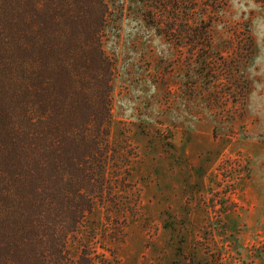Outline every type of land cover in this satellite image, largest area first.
Instances as JSON below:
<instances>
[{"label": "trees", "instance_id": "1", "mask_svg": "<svg viewBox=\"0 0 264 264\" xmlns=\"http://www.w3.org/2000/svg\"><path fill=\"white\" fill-rule=\"evenodd\" d=\"M138 3L160 35L215 54L224 0ZM112 14L107 0H0V264H112L141 213L137 149L112 137ZM239 34L246 64L254 39Z\"/></svg>", "mask_w": 264, "mask_h": 264}, {"label": "rangeland", "instance_id": "2", "mask_svg": "<svg viewBox=\"0 0 264 264\" xmlns=\"http://www.w3.org/2000/svg\"><path fill=\"white\" fill-rule=\"evenodd\" d=\"M107 1L112 137L137 149L142 203L112 264H264V3L224 0L206 57L160 35L138 0Z\"/></svg>", "mask_w": 264, "mask_h": 264}]
</instances>
